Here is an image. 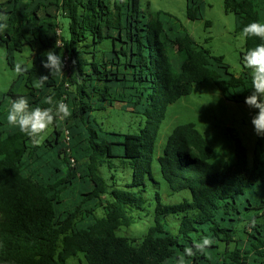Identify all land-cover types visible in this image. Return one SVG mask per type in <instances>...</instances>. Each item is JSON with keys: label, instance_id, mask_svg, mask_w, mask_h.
<instances>
[{"label": "trees", "instance_id": "obj_1", "mask_svg": "<svg viewBox=\"0 0 264 264\" xmlns=\"http://www.w3.org/2000/svg\"><path fill=\"white\" fill-rule=\"evenodd\" d=\"M185 5L187 20L203 17V0ZM223 7L235 15L236 34L264 22V0H223ZM0 14L9 17L0 31L9 64L12 53L31 50V66L21 67L0 94V264H175L185 247L209 233L215 243L186 258L189 264H264V137L255 131L248 156L228 129L234 162L212 172L213 149L205 137L193 123L177 125L155 160L169 190H187L190 199L167 204L155 192L153 224L142 240L116 234L146 205L167 108L207 80L226 101L245 104L250 70L242 66L234 76L175 17L158 12L148 21L140 0H6ZM105 41L109 46H101ZM260 42L244 37L241 65ZM53 49L63 56V73L35 88L37 77L49 75L42 61ZM17 81L24 82L25 93L13 90ZM49 95L68 104L72 115L50 126L37 145L8 124L6 103L24 96L31 107H49L43 103ZM115 103L145 118L141 134L98 126L94 113ZM125 164L130 182L117 187L115 173ZM170 215H180L175 232Z\"/></svg>", "mask_w": 264, "mask_h": 264}, {"label": "rangeland", "instance_id": "obj_2", "mask_svg": "<svg viewBox=\"0 0 264 264\" xmlns=\"http://www.w3.org/2000/svg\"><path fill=\"white\" fill-rule=\"evenodd\" d=\"M5 1L0 0V4ZM203 1L205 3L203 17L194 21L186 19L185 0H140V7L148 21H154L158 12L168 13L175 17L198 45L207 49L212 55L221 56L224 63L228 65L230 73L238 77L244 70L239 59V54L244 46V36L235 33V15L224 10L223 0ZM61 20L65 26L67 20ZM205 22H208L209 26H205ZM101 46H109V42L105 41ZM30 57V48L24 47L21 52L11 54L12 63L9 64L5 45L0 42L1 95L7 93L18 79L21 67L29 68L31 66ZM17 68L20 70L17 71ZM13 90L19 94L25 93L24 82L17 81ZM6 104L8 105V103ZM254 114L255 110L249 109L246 104L226 101L210 80L193 86L191 94L170 105L157 133L152 164L153 181L147 180V189L144 193L146 205L142 210L133 211L135 222L128 227H120L116 234L136 242L142 240L147 229L153 224L155 192H158L162 201L167 204H176L183 199H190L187 190L177 193H172L169 190L161 178L159 166L155 160L162 153L168 136L177 125L193 123L196 129L202 133L213 149V156L209 163L212 166V172H216L223 164L234 162V144L228 129L241 139L247 148L248 156H250L255 143L254 128L251 124ZM94 116L98 126L108 132L141 134L145 128L143 116L123 110L118 103L104 111L95 112ZM115 174L119 178L117 187H123L125 183L130 182L131 169L127 164L119 168ZM100 213L98 211L97 216ZM178 218L180 215L167 217L172 232L177 229ZM75 262L77 259H72L69 264Z\"/></svg>", "mask_w": 264, "mask_h": 264}, {"label": "clouds", "instance_id": "obj_3", "mask_svg": "<svg viewBox=\"0 0 264 264\" xmlns=\"http://www.w3.org/2000/svg\"><path fill=\"white\" fill-rule=\"evenodd\" d=\"M9 17L0 14V31L8 27ZM245 38L255 37L261 42L246 51L242 56V66L250 70L252 89L251 94L245 97L244 103L255 114L251 118V124L256 135L264 137V22L254 21L242 29ZM57 46V45H56ZM46 59L42 61V67L48 70L49 75H40L34 82L35 88H43L50 75H60L65 67L63 56L53 50L46 52ZM20 69L17 68V71ZM51 91V90H50ZM54 95V94H53ZM53 95L45 97L44 104L49 107H31L29 99L19 96L15 99L9 98L7 110V122L11 126L18 127L27 135L34 144H40L50 126L58 120H65L72 115V110L62 99L54 101ZM215 243L211 233L203 236L193 245L185 247L183 252L176 258L175 264H189V260L198 251L204 253Z\"/></svg>", "mask_w": 264, "mask_h": 264}]
</instances>
